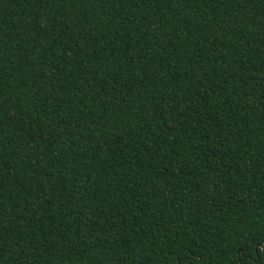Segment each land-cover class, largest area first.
I'll return each mask as SVG.
<instances>
[{
  "label": "trees",
  "instance_id": "1",
  "mask_svg": "<svg viewBox=\"0 0 264 264\" xmlns=\"http://www.w3.org/2000/svg\"><path fill=\"white\" fill-rule=\"evenodd\" d=\"M0 264H264V0H0Z\"/></svg>",
  "mask_w": 264,
  "mask_h": 264
}]
</instances>
